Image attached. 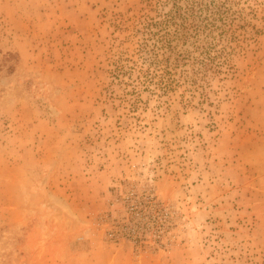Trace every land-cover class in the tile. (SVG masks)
Segmentation results:
<instances>
[{
	"label": "rangeland",
	"instance_id": "obj_1",
	"mask_svg": "<svg viewBox=\"0 0 264 264\" xmlns=\"http://www.w3.org/2000/svg\"><path fill=\"white\" fill-rule=\"evenodd\" d=\"M0 264H264V0H0Z\"/></svg>",
	"mask_w": 264,
	"mask_h": 264
},
{
	"label": "trees",
	"instance_id": "obj_2",
	"mask_svg": "<svg viewBox=\"0 0 264 264\" xmlns=\"http://www.w3.org/2000/svg\"><path fill=\"white\" fill-rule=\"evenodd\" d=\"M173 7L171 16L174 19V29L162 34L160 44L153 48L147 59H145L146 68L142 71L143 74L147 75L149 81L159 84L176 80L173 74L176 68L184 62L183 52L176 50V40L186 35L187 32H199V27L187 12L182 10L177 4L173 5ZM147 14L145 12L143 16ZM148 201L152 200L148 199ZM141 205L145 206V209L152 208V205L148 203ZM134 209H137V206L131 208L133 211Z\"/></svg>",
	"mask_w": 264,
	"mask_h": 264
}]
</instances>
